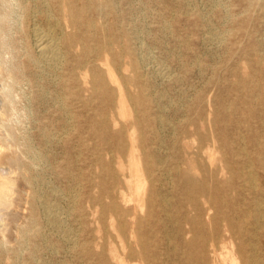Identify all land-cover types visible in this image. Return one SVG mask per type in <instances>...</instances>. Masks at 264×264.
<instances>
[{"label":"rangeland","instance_id":"obj_1","mask_svg":"<svg viewBox=\"0 0 264 264\" xmlns=\"http://www.w3.org/2000/svg\"><path fill=\"white\" fill-rule=\"evenodd\" d=\"M110 1L116 11L86 12L85 24L68 29L86 41V65L67 54L50 72L22 53L14 58L24 72L9 126L22 138L17 156L38 181L14 175L0 264H183L180 242L192 238L185 235L191 227L208 238L213 233L217 253L230 243L226 214L236 224L235 243L264 264V0ZM28 24L33 38L35 27L47 32L40 15ZM129 47L146 62L132 86ZM107 59L128 84L131 102L141 97L132 114L141 119L149 161L159 170L146 212H135L136 195L125 182L132 177L131 127L115 86L105 81ZM33 191L40 193L36 203ZM123 194L130 200L122 201ZM141 218L147 222L134 238L132 223ZM210 249L208 242L209 263L221 264Z\"/></svg>","mask_w":264,"mask_h":264},{"label":"bare ground","instance_id":"obj_2","mask_svg":"<svg viewBox=\"0 0 264 264\" xmlns=\"http://www.w3.org/2000/svg\"><path fill=\"white\" fill-rule=\"evenodd\" d=\"M80 1H82L81 7L76 6L78 0H35V3L32 4L29 0H0V229L4 223V211L14 205V195L16 193V179L14 175L17 173L21 174L30 185H34L38 181V176L29 175L28 168L17 156V151L20 152L22 149V138L13 132L9 126L10 118L16 115L18 111L15 92L20 86V82L23 81L21 74L24 72L22 65L14 58L17 53H22L27 59L25 62L39 69L43 68L46 70V68H48L50 71L51 69L56 70L65 55L73 54V56L75 55L74 57H77L75 61L78 64H82L83 66L86 65V41L79 38L76 34L69 32L68 29L74 28L77 25L79 26L81 23L85 24L86 20L84 19L86 18V12L94 11L103 15L107 9L116 11V7L112 5L110 0ZM52 9L58 12L59 18L53 16ZM39 15L48 29L47 32H44L38 31L35 27L33 33L35 35L33 38L28 23L36 19ZM89 27L101 31L104 29V27H99L94 22H90ZM59 29L61 30V35L57 33ZM15 31L20 33V36L17 38L13 34ZM128 51L134 69V75L128 82L129 85L132 86L136 77L144 73V64L146 62H144L145 60L143 58H139L132 48L129 47ZM151 55L155 54L151 53ZM105 62V81L115 86L118 95L120 115L131 127V130L128 132V139L130 143L129 154L132 177L130 179H125V182L136 195L137 206L135 212H146L148 207L154 205L155 202L153 190L158 180L157 171L159 170L157 168L155 169V165L149 161L152 154L150 150L147 149L145 137L138 128L141 119L132 114L133 111H137L138 108L140 109L138 105L141 97H138L136 103L133 101L131 102L130 96L126 93V86L128 84L119 78L116 69L112 66L109 59ZM158 73L163 77H167L168 75L167 70L160 66ZM72 77L73 76L70 75L64 76L66 81L63 79L61 86L65 92L62 93L67 94L65 90L68 87L67 82ZM80 80L83 83L88 81V73H86V71L80 73ZM145 96L148 97V94L145 93ZM59 98L62 99L61 96ZM173 101L174 99L171 102ZM144 105V108H147L146 103ZM28 110L30 111V109ZM143 119L145 121L147 120L148 126L154 124L155 121V119H150L149 117ZM212 159L213 155H211V160ZM120 170H123L122 167ZM31 198L34 203L38 202L41 198L40 193L33 191ZM121 199L124 202L130 200L126 194H123ZM53 210L55 212V209ZM53 210L49 209L48 211L50 212ZM234 210H236V208ZM59 214L62 216L61 212ZM226 215L223 222L226 224L225 231L231 235L230 243H225L223 245V250L217 253L214 234L212 233L208 238V236L205 235L206 230H202V228L198 226L191 227L188 232H185V235L191 234L192 238L188 240V238L184 237L185 239L180 242L184 246L183 254H185V262L183 264H210L205 251L208 242L211 253H214L213 256L217 257L221 264H254V258L247 253L244 244L235 243L234 240H236L237 234L236 224L235 221L232 220L231 215ZM214 219L217 220V217ZM145 220L146 218H141L138 222L135 220V222L132 223L131 232L134 238L136 236L135 234L140 232L143 223L147 222V220ZM136 223L139 224L140 229L135 227ZM243 223L244 221H241L240 225H242V227H244ZM123 229L124 227L119 228L120 231H123ZM21 234L23 238L27 236L25 230H22ZM140 242H142V240H140ZM4 245L5 242L0 241V252L3 251ZM149 248L150 247L146 248V250L148 251ZM174 251H177V248L174 249ZM20 254L22 255V253ZM142 257L143 254L140 253V258ZM214 262L215 261H213L212 264H214ZM119 264H126V262L123 259H119Z\"/></svg>","mask_w":264,"mask_h":264}]
</instances>
